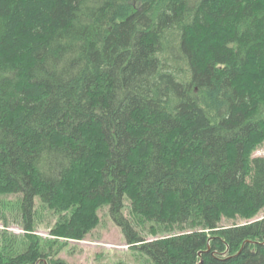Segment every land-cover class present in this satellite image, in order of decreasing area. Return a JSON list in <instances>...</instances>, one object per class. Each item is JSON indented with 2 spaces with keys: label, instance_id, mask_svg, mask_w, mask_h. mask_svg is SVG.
<instances>
[{
  "label": "trees",
  "instance_id": "16d2710c",
  "mask_svg": "<svg viewBox=\"0 0 264 264\" xmlns=\"http://www.w3.org/2000/svg\"><path fill=\"white\" fill-rule=\"evenodd\" d=\"M263 144L264 0H0V195L31 245L0 264H66L37 199L57 238L108 207L148 264H264ZM128 202L153 231L198 228L147 240Z\"/></svg>",
  "mask_w": 264,
  "mask_h": 264
},
{
  "label": "rangeland",
  "instance_id": "374dc122",
  "mask_svg": "<svg viewBox=\"0 0 264 264\" xmlns=\"http://www.w3.org/2000/svg\"><path fill=\"white\" fill-rule=\"evenodd\" d=\"M253 157H264V144L253 154ZM20 195H0V247L13 254L25 253L30 248L28 232L24 230ZM125 214L139 228L147 240H155L198 228L197 225L187 229L169 230L155 227L132 217L130 203H127ZM99 224L91 229L83 240L57 238L51 234L59 220L58 214L44 207L39 199L36 201V214L33 235L39 241L41 251L53 254L52 261L66 264H148L139 252L130 249L121 229L113 222L108 207L98 211ZM264 217V211L259 218ZM247 221L224 220L223 226L244 224ZM7 242V245L5 243ZM48 244H50L48 246ZM52 246V247H50Z\"/></svg>",
  "mask_w": 264,
  "mask_h": 264
},
{
  "label": "water",
  "instance_id": "95a60500",
  "mask_svg": "<svg viewBox=\"0 0 264 264\" xmlns=\"http://www.w3.org/2000/svg\"><path fill=\"white\" fill-rule=\"evenodd\" d=\"M39 264V263H38Z\"/></svg>",
  "mask_w": 264,
  "mask_h": 264
}]
</instances>
